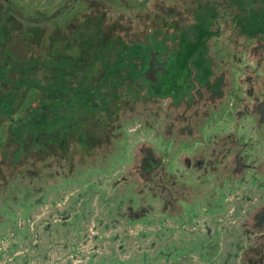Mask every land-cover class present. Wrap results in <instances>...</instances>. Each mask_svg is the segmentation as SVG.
<instances>
[{"label": "trees", "instance_id": "trees-1", "mask_svg": "<svg viewBox=\"0 0 264 264\" xmlns=\"http://www.w3.org/2000/svg\"><path fill=\"white\" fill-rule=\"evenodd\" d=\"M37 1L0 0V124H7V138L0 137V157L13 165L21 164L22 155L28 152L37 155L34 163L25 161L18 172L11 173L0 183V204L6 199L17 198L19 191L16 194L12 191L17 182L29 185L33 192L44 193L49 184L59 186L61 180L74 179L80 170L114 155L124 134L123 126L134 119L148 125V117L142 114L147 112L150 95H145L136 78L135 81L129 77L135 68L130 60L141 54L147 45L160 48L168 59L172 58L170 78L178 79L181 85L172 96L174 105L184 99L190 104L195 86L207 87L222 99L219 101L222 105L229 99L232 89L229 85L221 89L229 74H215L219 61H216L217 53H211L212 39L222 33L224 37L219 39L218 46L221 48L224 43L246 45L264 34V0H169L168 14L178 6L193 9V13L177 16L176 20L152 21V25L142 29V43L130 41L118 29L105 45L84 50L77 43L83 45L86 39L90 42L89 39L95 38L93 25L88 31L79 29L71 33L72 37L67 39H60V28L66 31L67 23L77 12L81 15L86 12V3L54 0L56 4L61 1V5L51 12H42L34 6ZM205 1L207 11L203 12L201 2ZM144 2L114 1L127 10L140 7ZM233 8L241 11L236 17L237 23L213 29L214 11ZM238 35H243L240 41ZM35 43L39 44L36 51L32 49ZM25 46L30 48L23 51ZM176 88L172 83L166 91ZM41 92V99L31 100ZM181 92L184 97H180ZM251 94L257 102L259 97ZM238 99L242 97L236 96ZM227 105L228 101L225 107ZM250 108L248 115L254 121L255 133L264 137V106ZM248 109L247 106V112ZM201 117L203 115L195 118L184 134L175 124H167L161 134L163 140L171 144L168 153L150 152L148 148V154L140 160L136 181L138 190L135 193L142 204L147 196L157 199L160 212L181 219L183 213H193L201 204L207 210L214 209L217 190L220 191L225 182L242 177L247 169L262 172L264 163L253 166L247 151L251 144L242 141L235 132L204 138L199 133ZM192 142L197 145L194 158L186 162L196 179L187 181L169 171L167 166L179 147L191 148ZM64 145L65 153L59 158L55 151L63 153ZM90 153L95 156L91 157ZM257 244L256 248L264 255V239ZM204 248L208 255L215 253Z\"/></svg>", "mask_w": 264, "mask_h": 264}, {"label": "rangeland", "instance_id": "rangeland-1", "mask_svg": "<svg viewBox=\"0 0 264 264\" xmlns=\"http://www.w3.org/2000/svg\"><path fill=\"white\" fill-rule=\"evenodd\" d=\"M80 1L86 3L88 10L82 15L77 12L67 23L66 31L60 28V39L72 37L71 33L79 29L88 31L93 25L95 38L90 42L84 39L83 45L77 43L84 50L105 45L115 30H122L130 41H136L141 39L142 29L154 20H176L177 16L193 13V9L178 6L168 14L169 0H145L132 10L114 3L116 0ZM60 2L39 0L34 6L37 11L51 12ZM206 4L201 2L204 8ZM214 12L213 29H222L230 21L237 23L236 17L241 14L235 8ZM261 36L237 50L226 43L218 47L223 35L212 39L211 53L215 51L219 61L215 74H229L228 81L221 84V89L225 85L232 89L226 107L227 101L219 105L222 99L205 86L194 87L190 104L183 100L174 105L157 99L142 114L148 117V125L134 119L123 126V137L110 159L80 170L74 179L61 180L59 186L47 185L44 193L33 192L24 182L12 186L15 194L19 191L17 198L0 204V264H264V255L256 248L264 239V165L261 173L250 168L242 177L225 182L217 190L214 209L207 210L201 204L193 213H183L181 219L160 212L157 199L147 196L142 204L135 193L140 160L148 154V148L150 152L171 150L170 142H165L161 134L167 124H175L183 133L202 115L199 133L204 138L235 132L251 144L247 151L253 166L264 163V137L255 133L254 121L244 108L248 106L249 112L253 105L264 106V34ZM242 37L238 35L237 39ZM75 38L79 41L78 36ZM38 45L32 44V49L36 51ZM85 67L88 68L87 63ZM73 85L77 87L76 83ZM250 91L259 97L257 102L246 95ZM42 96L41 92L31 100ZM236 96L242 99L236 100ZM205 117L208 118L203 121ZM6 127V123L0 124V137L7 138ZM193 145L179 147L167 166L187 181L195 178L186 162L194 158L197 145ZM65 149L66 145L63 153L55 151L59 158ZM36 157V153L28 152L21 161L34 163ZM22 163L11 165L0 157V183L18 172ZM204 246L215 253L206 254ZM246 249L250 251L245 252ZM244 254L248 258L243 259Z\"/></svg>", "mask_w": 264, "mask_h": 264}, {"label": "flooded vegetation", "instance_id": "flooded-vegetation-1", "mask_svg": "<svg viewBox=\"0 0 264 264\" xmlns=\"http://www.w3.org/2000/svg\"><path fill=\"white\" fill-rule=\"evenodd\" d=\"M221 35L222 33H219L218 36L221 37ZM142 37L143 35L141 36V39H138L135 42L142 43L144 40V38ZM229 45H230L229 47L237 50L242 44L232 43ZM167 59H168L167 54L162 53L160 48L147 45V48L143 49L141 54L130 60L131 62L129 61L133 66H135V68H133L134 71L131 73L132 75H129V77L135 81L137 79V82L139 83L138 86L145 90L144 92L145 95L149 94L151 97L150 98L148 96L149 104L146 106L147 109H145V111H148L149 105L155 103L157 99L161 101H167L168 103H174V98L172 96L177 91H179L178 89H180L181 87V85L178 82V79L170 78L171 77L169 72L170 68L167 69V65L164 63V61H166ZM243 61L244 60L241 59V62ZM172 83L174 84V87L177 88L174 89L173 91L172 90L166 91L167 87H170ZM164 93L166 95H164ZM251 93L252 91L247 92L246 95L250 96L252 95ZM181 96L184 97V92L180 93V97ZM184 101L186 103V99H184ZM244 108L246 111L245 113H249L246 110L247 106H245Z\"/></svg>", "mask_w": 264, "mask_h": 264}, {"label": "water", "instance_id": "water-1", "mask_svg": "<svg viewBox=\"0 0 264 264\" xmlns=\"http://www.w3.org/2000/svg\"><path fill=\"white\" fill-rule=\"evenodd\" d=\"M171 60H172V58L167 59L166 61H164V63L167 65V69L170 68V71H169V72H170V74L172 75L173 70H172ZM163 87H164V86H163Z\"/></svg>", "mask_w": 264, "mask_h": 264}, {"label": "crops", "instance_id": "crops-1", "mask_svg": "<svg viewBox=\"0 0 264 264\" xmlns=\"http://www.w3.org/2000/svg\"><path fill=\"white\" fill-rule=\"evenodd\" d=\"M26 225V224H25Z\"/></svg>", "mask_w": 264, "mask_h": 264}]
</instances>
